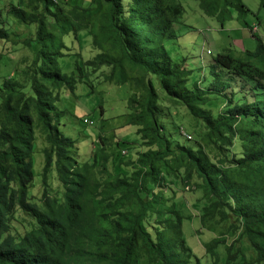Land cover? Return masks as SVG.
<instances>
[{"label":"trees","instance_id":"obj_1","mask_svg":"<svg viewBox=\"0 0 264 264\" xmlns=\"http://www.w3.org/2000/svg\"><path fill=\"white\" fill-rule=\"evenodd\" d=\"M195 1L222 28L250 12L242 0ZM183 12L180 0H0V61L29 53L0 82V264H202L182 229L191 219L210 233L227 223L198 240L205 264H264V44L249 26L254 52L223 49L194 77L164 48ZM63 58L74 60L69 74ZM100 71L127 88L136 138L98 135L80 163L57 104ZM180 108L201 126L193 148L164 130ZM36 132L44 165L30 195ZM178 191L196 215L182 214Z\"/></svg>","mask_w":264,"mask_h":264},{"label":"rangeland","instance_id":"obj_2","mask_svg":"<svg viewBox=\"0 0 264 264\" xmlns=\"http://www.w3.org/2000/svg\"><path fill=\"white\" fill-rule=\"evenodd\" d=\"M127 2L128 0H122L124 5ZM242 2L250 12L246 11L240 14L234 12L231 20L226 22L222 28L214 19L205 16L200 11L195 0H180L184 12L181 23L174 26L179 37L164 42V48L173 59L186 56L188 66L192 69L197 68L194 71V77L206 73V65L212 61L215 54L223 51V49L235 50L234 56L236 57L242 56V52L244 54L245 51L254 52L259 44L256 37H259L264 44V6H260V0H242ZM258 22L259 24H257ZM255 24L258 26V31H256V37L253 38L250 36L248 27ZM19 31L21 34L26 32L23 27L19 28ZM88 46V43L84 45L83 52L87 58L93 55ZM23 54L29 55L27 51L21 49L12 55L11 60L4 57L3 61H0V82L3 77L12 72L17 59ZM245 55L246 57L249 56L246 53ZM73 62L72 58L61 59L59 63L62 73L69 74L74 69ZM101 71L96 74L95 78L91 76L89 80L77 83L74 94L64 91L60 102L57 104V109L64 111L59 117V130L64 136L74 141L77 159L80 163L91 159V153L95 148L94 143L96 142L98 145L96 140L98 135L106 137L109 141L114 137L128 140L136 138L135 127L125 124L127 88L103 82L100 75ZM179 115L181 121H176L177 126L175 127L170 126L168 121H163L165 133H172L178 143L193 148L195 142L192 140L196 137L193 127L196 130L201 126L192 120L182 108L179 109ZM85 119L92 121V125L84 123ZM178 126H180V131L177 130ZM189 137L191 138L187 141L186 139ZM34 146L33 182L35 184L34 188L29 189L30 195H38L41 185L39 178L44 165L42 150L45 143L38 132H36ZM54 179L53 175L48 180L50 188L53 190L52 194H55V190H60L57 188V182L53 183ZM177 193L179 194H177V202H183L185 205L181 210L182 214L185 217L196 215L197 209L189 208L183 201L181 193L179 191ZM57 196L60 195L57 194ZM16 215L19 222L20 217L23 216L20 212H17ZM224 227L226 229L227 223L215 226V232L210 233L206 227L201 228L193 219L182 221L186 244L200 258L202 264L207 261L198 240L200 239L201 242L208 241L211 236H218L219 230ZM217 251L220 257H224L223 246L218 247Z\"/></svg>","mask_w":264,"mask_h":264},{"label":"built area","instance_id":"obj_3","mask_svg":"<svg viewBox=\"0 0 264 264\" xmlns=\"http://www.w3.org/2000/svg\"><path fill=\"white\" fill-rule=\"evenodd\" d=\"M84 123H87L88 125H92V121L85 119Z\"/></svg>","mask_w":264,"mask_h":264}]
</instances>
